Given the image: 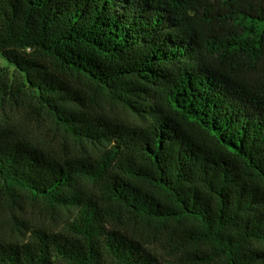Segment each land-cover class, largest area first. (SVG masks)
<instances>
[{
    "label": "trees",
    "instance_id": "16d2710c",
    "mask_svg": "<svg viewBox=\"0 0 264 264\" xmlns=\"http://www.w3.org/2000/svg\"><path fill=\"white\" fill-rule=\"evenodd\" d=\"M0 55L82 147L0 126L1 195L70 214L0 264H264V0H0Z\"/></svg>",
    "mask_w": 264,
    "mask_h": 264
},
{
    "label": "rangeland",
    "instance_id": "374dc122",
    "mask_svg": "<svg viewBox=\"0 0 264 264\" xmlns=\"http://www.w3.org/2000/svg\"><path fill=\"white\" fill-rule=\"evenodd\" d=\"M14 66L0 55V126L12 128L17 136L43 146L47 150L78 152L82 147L70 139H64L50 121L32 111L34 98L29 90L22 88L15 93L12 88L15 79ZM70 214L66 211H48L39 205H24L22 209L11 207L0 193V236L13 241H26L30 231L27 228H41L47 231L66 232ZM147 250L155 249L147 246ZM105 264H109L106 260Z\"/></svg>",
    "mask_w": 264,
    "mask_h": 264
}]
</instances>
